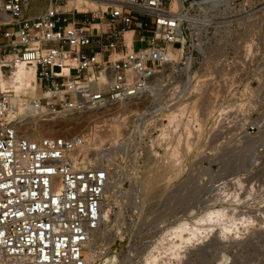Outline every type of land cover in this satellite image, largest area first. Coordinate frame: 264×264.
I'll return each mask as SVG.
<instances>
[{"label": "built area", "instance_id": "2783aa9c", "mask_svg": "<svg viewBox=\"0 0 264 264\" xmlns=\"http://www.w3.org/2000/svg\"><path fill=\"white\" fill-rule=\"evenodd\" d=\"M69 1L0 0V264H87L113 162L185 147L191 103L203 126L264 133V0H94L88 11ZM19 66L32 72L34 108L98 111L89 131L19 136L25 99L8 83ZM252 178L237 212L256 220L219 239L224 264H264V177Z\"/></svg>", "mask_w": 264, "mask_h": 264}, {"label": "rangeland", "instance_id": "374dc122", "mask_svg": "<svg viewBox=\"0 0 264 264\" xmlns=\"http://www.w3.org/2000/svg\"><path fill=\"white\" fill-rule=\"evenodd\" d=\"M34 8L35 5L26 13L35 12ZM141 46L140 43L135 44V48ZM23 76L22 72H18L16 78ZM29 78H33L32 73ZM196 111L194 103H191L189 119L191 123L194 120L198 126L191 125L188 128L189 139L185 147L180 146L177 141L165 150L155 149L159 153L155 160L152 157L153 150L144 148L138 157L136 153L123 155L113 162L111 185H108L110 197L106 200L111 208L109 214H105L103 210V223L95 231L90 243L92 259L87 260V264H102L112 255L114 248L125 247L126 249L117 255L120 264H130L140 257L139 264H224L226 255L218 257L221 244L219 239L231 240L241 237L242 233L248 232L253 226L256 219L250 214L237 212L243 209L237 208V205L248 192L245 190L249 181L247 179L264 177V133L246 136L242 133L216 131L210 128L209 117H206L207 121L203 126ZM173 114L171 119H176L178 124L183 114ZM81 124L83 123H80L76 130L85 135L89 131V123H84L82 127ZM72 125L62 127L57 124L53 127L69 135L74 132L69 129ZM175 147L180 151L179 157L182 158H177L179 161L176 160L174 170L165 177L163 172L166 169V160ZM157 170L160 171L156 172ZM155 173L163 176L154 183L152 193L145 198L140 186L147 178H157ZM235 175L245 179L237 177L232 183L231 177ZM221 184H225L227 189L220 188ZM241 187L242 193L238 191ZM223 207L231 221L234 220L230 232L227 233L219 227L222 225L221 221L201 223L204 230L201 229L191 242L180 245L177 249L178 255L173 257L168 248L170 243L178 244V240L175 235L168 233L169 230L179 221L191 223L209 209ZM221 231H224V235L223 232L219 234ZM150 252L159 258L155 263L146 259ZM258 262L264 263V260Z\"/></svg>", "mask_w": 264, "mask_h": 264}, {"label": "bare ground", "instance_id": "6f19581e", "mask_svg": "<svg viewBox=\"0 0 264 264\" xmlns=\"http://www.w3.org/2000/svg\"><path fill=\"white\" fill-rule=\"evenodd\" d=\"M67 6L75 8L77 11H88V10H95L97 8L98 4L94 0H71V1L68 2ZM129 34L130 33L127 32L126 33V37H128ZM18 72H22L24 76L22 78H16V75H17ZM31 73H32L31 71H26L22 67L19 66L17 69L14 70V74H13L12 78L9 79V82H10L9 84L13 87L14 91L25 99V102H24L25 105L19 106V109H18L21 119H25L26 120L24 125L18 129L17 134L19 136L28 137V138H31V139H38V138H40L42 136H47V135H66L65 133L61 132L62 130L61 131L59 129L56 130L53 127V126H56L57 124H60V126H62L63 124H64L63 126H68L70 124H73L72 127L69 128V129H73L74 132L73 133L71 132L69 134L70 135L79 134L80 132H78L76 129L79 128L77 126H80V123H83V124H81V127H82V125L84 126V123L87 122V125H88V123L90 124V122L94 118H96V116L98 114V111H96V110H85V111L71 112V113L57 112L55 114H50V112L46 111L43 107H41L39 109L38 108H34V105H33L32 101H31V99H37L38 98V95H37L38 91H37V89L35 88V86L32 83L33 78L32 79L29 78V75ZM162 80L163 79H156V83H159ZM146 98L147 97H145L144 100H146ZM131 102L133 104H140L143 101L142 100H140V101L139 100H137V101H133L132 100ZM121 105L125 109H127V107H128V103H125V102H122ZM190 111H191V105H190V108H189V112ZM174 112H181L183 114V110L180 109V108L179 109L177 108L175 110L169 111L166 114V116H167V124L169 126L171 125L172 127L177 125L176 119L175 120L171 119V116H174V114H173ZM174 118H176V117H174ZM82 121H84V122H82ZM87 125H85V126H87ZM176 149H178V148L175 147V149H173L172 152H170L171 153L170 155L168 153L169 156H168V159L166 160L167 165L165 164L166 165L165 166L166 169L163 172V175H165V177H167L170 173H172V171L174 170V164H175L177 158L180 155V151L176 150ZM180 158H182V157H179V160H180ZM179 160H177V161H179ZM109 161L110 160H107V158H104V160H102V162H103L102 164L104 166H107L108 169H110L109 168V166H110ZM159 171L160 170H157L156 172H159ZM155 174L158 175V173H155ZM163 175H161V176H163ZM153 176H155V175H153ZM161 176L158 175L157 178L149 176L150 178H147L146 180L142 181V184H141L140 188L142 187V190L145 193L144 194L142 192L144 197L146 195L152 193L154 183L157 182L159 177H161ZM111 178L112 177H111V174H110L109 180H108V184H107V187H106V190H105V196H104L103 206H102V210H101V220L102 221H103V210L105 211L104 212L105 214H109L107 209H106V207L109 205V203H107L106 200H108V198L110 197V194L108 193L109 192L108 190L110 189L109 186L111 185ZM132 193H134V192H132ZM148 197H149V195H148ZM224 210H226V209H224V207L223 208H211L204 215H202L199 218L195 219L194 222L190 223L188 221L183 220V221H179L178 224H176L174 227H172V229H170L168 233L171 234V236L175 235L177 237V240H178V244H176V242L172 243V244L170 243V246L168 248V250L171 252L173 257L176 254L178 255V253H177L178 250L177 249H179L180 245L188 243V242H191L195 236L196 237L198 236L197 235L198 232L202 229L201 223H204V222L207 223V221H217V223H219L221 221L222 225L221 226L219 225V227H222L223 230L227 231V233L230 232V230H231L230 228L234 224V220L231 221V218L229 217L227 211L225 212ZM243 221H245V220H243ZM210 223L213 224V222H210ZM212 224H211V228H212ZM235 225H236V223H235ZM241 225H242V223H241ZM202 230H204V229H202ZM211 230H213V228ZM222 232H223V235H224V231L219 232V234L222 233ZM94 234H95V232L91 236V241H92V238H93ZM169 234H167V235H169ZM207 234H209V232ZM237 234H239V233L237 232ZM225 236H226V234H225ZM91 241L88 243V247H87L88 252L86 253V260H89V259L91 260L92 259V256H91V253H92L91 249L92 248L90 246L91 245L90 244ZM88 254H89V258H88ZM168 254H169V252H168ZM146 259H147L148 262H154L155 263L156 260H158L159 258L153 252H150L147 255ZM102 264H120V261H119L117 255L112 254L109 257H107L103 261Z\"/></svg>", "mask_w": 264, "mask_h": 264}]
</instances>
